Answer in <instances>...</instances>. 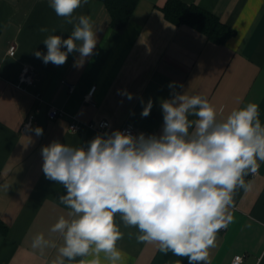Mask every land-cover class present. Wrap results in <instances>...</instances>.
Wrapping results in <instances>:
<instances>
[{
  "label": "crops",
  "instance_id": "0c3cea01",
  "mask_svg": "<svg viewBox=\"0 0 264 264\" xmlns=\"http://www.w3.org/2000/svg\"><path fill=\"white\" fill-rule=\"evenodd\" d=\"M166 1L139 0L122 29L112 25L100 0L76 9L73 15L89 16L97 32L94 54L77 67L79 53L69 54L62 66L45 64L34 55L47 52L43 40L48 35L67 39L74 27L55 14L49 0H0V264L56 261L63 237L51 228L61 216L70 218V209L58 199L66 194L63 185L45 178L41 149L53 141L85 147L105 133L86 127L71 131L72 121L108 119V133L131 124L135 135H159L161 101L171 98L169 84L175 82L176 92L206 97L218 119L256 103L264 125V0H182L211 11L230 28L223 42L167 19L162 10ZM43 27L49 31L41 32ZM12 44L17 46L14 55L9 54ZM26 66L38 74L35 83L23 90L15 83ZM93 85L94 103H90L85 95ZM125 90L132 94L131 100L122 94ZM37 92L43 100L35 111L33 129L23 131ZM149 99L153 107L142 117ZM50 104L61 108L62 115L50 119ZM36 127L43 129V135H35ZM245 180L251 189L236 191L230 209L234 222L217 234L210 264H231L235 255H243V264H264V162ZM115 219L124 234L117 242L124 264H188L186 258L161 253L156 244L137 243V229L124 227L119 216ZM40 233L55 247L33 249V238ZM80 259L93 257L65 264H78ZM100 260L105 264L103 254Z\"/></svg>",
  "mask_w": 264,
  "mask_h": 264
},
{
  "label": "clouds",
  "instance_id": "9594fccd",
  "mask_svg": "<svg viewBox=\"0 0 264 264\" xmlns=\"http://www.w3.org/2000/svg\"><path fill=\"white\" fill-rule=\"evenodd\" d=\"M88 2L49 0L55 14L74 27L67 39L48 35L47 52L34 51L36 58L62 66L69 54L79 53L75 66H83L94 54L97 32L89 16L73 13ZM175 87L170 83L171 98L161 101L159 135L114 130L98 134L87 148L58 141L42 147L45 178L63 185L66 194L58 199L70 209V218L61 216L51 228L63 237L53 264L89 256L93 259L78 264H101V254L105 264H124L117 216L124 227L137 229V243L156 244L161 253L186 258L188 264H210L217 234L234 222L230 209L236 191L251 189L245 177L264 162V125L256 103L218 119L206 97L181 94ZM122 94L133 98L126 90ZM152 107L149 99L141 116ZM34 132L43 135L41 127ZM47 247L55 244L42 233L33 238V249Z\"/></svg>",
  "mask_w": 264,
  "mask_h": 264
},
{
  "label": "trees",
  "instance_id": "16d2710c",
  "mask_svg": "<svg viewBox=\"0 0 264 264\" xmlns=\"http://www.w3.org/2000/svg\"><path fill=\"white\" fill-rule=\"evenodd\" d=\"M111 15V23L117 29H122L131 19L139 0H100ZM167 19L174 23L189 24L208 38L223 42L230 35V28L222 23L211 11L195 3L189 4L182 0H167L162 6Z\"/></svg>",
  "mask_w": 264,
  "mask_h": 264
},
{
  "label": "built area",
  "instance_id": "2783aa9c",
  "mask_svg": "<svg viewBox=\"0 0 264 264\" xmlns=\"http://www.w3.org/2000/svg\"><path fill=\"white\" fill-rule=\"evenodd\" d=\"M17 46L15 44H12L9 47V54L14 55L16 52ZM37 70L34 67L26 66L23 67L21 70L18 80L15 83V85L23 90H27L29 86L35 83L37 79ZM96 86L93 85L89 92L85 95V101L94 103L93 102V93L95 92ZM35 97V104L33 106V109L29 113L26 121L22 125L23 131H31L33 129V123L35 118V111L38 109V104L40 101L43 100L42 95L37 92L34 94ZM63 110L53 104H50L48 106L47 114L50 119H55L58 116L62 115ZM110 121L108 119H101V120H92V121H72L69 124V128L71 131H80L83 128H92L101 132H106L109 128ZM121 131L131 132L133 135H135V129L131 124H127L120 128ZM87 148V146H85ZM240 259H237V258ZM244 263V257L243 255H235L231 264H243Z\"/></svg>",
  "mask_w": 264,
  "mask_h": 264
}]
</instances>
